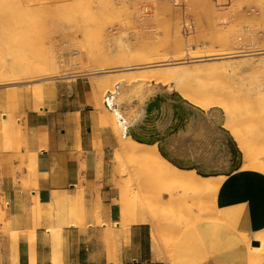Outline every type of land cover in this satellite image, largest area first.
<instances>
[{"label": "rangeland", "instance_id": "374dc122", "mask_svg": "<svg viewBox=\"0 0 264 264\" xmlns=\"http://www.w3.org/2000/svg\"><path fill=\"white\" fill-rule=\"evenodd\" d=\"M186 23L189 24L188 29H186ZM79 27L99 29L103 33L105 43L101 44V47L107 58L95 64L93 68H105L104 72L110 73L92 76L89 73L90 67L73 56V51H80L88 53L91 57L90 51L82 47L83 37L78 31ZM102 27H105V31ZM70 30L78 32L76 44L66 45L61 41L55 42L53 44L54 66L50 68L39 66L40 53L47 47L52 36L61 35ZM214 35L226 37L227 40L223 44L212 47L210 42ZM177 44L185 50L191 48L193 52L209 49L233 52L238 48L246 53L264 52L262 0H0V71H3V74L0 73V89L7 91L10 101L8 121L3 122L4 135L9 139L22 138V128L17 125L16 115L18 94L19 97L33 95L37 104L43 108L42 116L45 117L44 111H48V107L56 101L52 91L55 89L66 91L71 94V100L77 99L82 105L75 112L86 108L85 112L72 116L74 122L83 123L82 137L89 140L88 142H93L92 145H88L89 151L83 156L82 167L93 169L96 180L104 178L103 194L100 192L102 186L99 184L98 191L88 200H86L85 188L81 186L70 199L62 195L53 197L49 211L43 214V227L52 235L57 253H62L63 228L72 223L82 230V235L76 236L82 247L101 243L102 247L109 250L114 241L116 251L123 247L125 230L134 226L131 222L122 220L120 204L122 197H127L130 201L135 199L133 182L129 176L121 178L115 173L113 159L117 140L109 129L102 127L100 110L89 105L94 78L109 76L114 80L133 73L151 71L152 69L124 72L122 68L125 65H132L135 68L138 61L147 58H172L171 56L176 53ZM142 46L149 52L148 56L139 54L138 49ZM120 50L127 52L126 55L120 54ZM240 59L235 58L230 61ZM255 60L257 61L255 75H250L252 70L240 71L241 75L238 77L245 75V81L260 85L264 83V54L257 55ZM22 70L25 71L22 72ZM19 77L22 78L21 81L12 82ZM213 79L207 75L199 83L210 88L224 85V82ZM154 82L155 80L148 79L139 82L112 81V86L115 85L117 92L115 95H105L106 108L118 113V120L125 123L126 135H131L130 131H138V124L155 128L157 132L167 136L166 142L158 143L159 147L164 146L167 152L179 159L193 158L191 155L186 156L184 150L194 148L193 138L202 137L201 130L207 133V129L212 127V124L207 123L204 124L207 125V129L201 128L211 112L200 113L189 105L183 104L188 109L187 119L181 122L178 115L176 117L170 115L169 119H166L165 104L175 100L178 102L180 95L174 84H171L172 88L168 90L162 84ZM236 83L239 81H234L235 87H237ZM44 91L49 92L47 101L44 99ZM114 99H122V104L113 102ZM156 101L160 103L159 110L149 107L150 103ZM203 118L205 121H201ZM225 122L226 118L221 115L219 126H224ZM11 124L18 129L16 130L18 134L15 133V136L10 133ZM78 135L81 140L80 133ZM219 136L217 131L215 137L209 140H221ZM178 138L186 140L183 148H176L179 144ZM225 140H231V138H225ZM251 144L256 145L262 152L259 140H251ZM233 145L238 149L237 143ZM106 147L109 150L106 157L107 164L104 167L103 156ZM92 149L93 152H91ZM200 149L203 153L200 163L211 165L208 168L214 169V171H208L211 175L209 177H220L234 169H240L242 173L249 172L241 170L244 164L242 154L236 158L240 161L239 164L232 163L229 167H216L210 162L213 153L217 151L215 143L211 142L206 148ZM222 154L219 155L220 158ZM34 168V165H30L31 174ZM251 172L264 176L261 172ZM82 181L90 185L88 178H83ZM120 181H123V187L114 198L115 183ZM98 198H101V207L97 203ZM205 211H207V217L202 219L198 216L193 223L212 219L215 207L207 206ZM88 223L93 225L89 227ZM188 224H190L188 221L171 223L163 219V222L159 224L162 247L170 248L178 233L191 226ZM90 228H93L92 232ZM92 248L90 251H94ZM85 250L84 252H87V248Z\"/></svg>", "mask_w": 264, "mask_h": 264}, {"label": "crops", "instance_id": "0c3cea01", "mask_svg": "<svg viewBox=\"0 0 264 264\" xmlns=\"http://www.w3.org/2000/svg\"><path fill=\"white\" fill-rule=\"evenodd\" d=\"M48 93L44 91L45 100ZM52 95L56 101L44 111L47 127L42 130L43 108L33 95L18 94L16 115L22 138L9 139L3 122L8 121L10 101L7 91L0 89V264H264V176L240 169L230 172L220 185L212 219L193 223L168 249L160 243L155 250L151 224L127 228L121 250L116 251L114 241L109 250L101 243L82 247L76 238L82 230L72 223L63 228L62 253H57L52 235L43 227V214L53 197L70 199L81 186L88 200L99 184L103 194L105 183L104 178L96 180L93 169L82 167L88 145L93 144L82 137L83 123L72 118L82 105L66 91L55 89ZM108 150L104 149V167ZM30 165L35 166L32 174ZM13 233L19 234L17 246L12 243ZM254 242L261 243L258 255Z\"/></svg>", "mask_w": 264, "mask_h": 264}, {"label": "bare ground", "instance_id": "6f19581e", "mask_svg": "<svg viewBox=\"0 0 264 264\" xmlns=\"http://www.w3.org/2000/svg\"><path fill=\"white\" fill-rule=\"evenodd\" d=\"M262 3L264 5V0ZM108 20H111L110 15ZM102 28L105 31V27ZM78 31L83 37L82 47L91 53V57L86 52L84 54L85 62L90 67V75L110 73L104 72L105 68H93L95 64L107 58L101 47V44L105 43L103 33L99 29L83 27H79ZM163 36L167 37V35ZM77 40L78 32L73 30L65 31L61 35L54 34L47 47L43 48L40 53L39 66L46 68L54 66L53 44L55 42L61 41L66 45H74ZM226 40V37L214 35L210 43L214 47L217 44L225 43ZM138 52L145 56L149 55L144 46L139 48ZM175 52L171 56L172 58H147L138 61L135 68L132 65H125L122 68L124 72L152 69L151 71L140 74L133 73L117 77L114 80L109 76L95 77L90 94L89 105L100 110L102 127L109 129L117 140L113 159L115 173L121 178L129 176L135 189L133 201L127 197L121 199L122 220L129 221L134 225L153 223L155 250L160 248V222H163V219L171 223L188 221L190 223L188 225H192L193 220L198 219V216L205 219L207 217L205 209L211 205L216 208L219 187L229 177V174L208 177L203 169L195 168L193 164H173L162 155L158 143L144 144L135 140L131 135H126L125 123L118 120V113L108 110L105 106V95H115L117 92L115 85L112 86V81L120 83L124 80L128 82L155 80V84H162L168 90H171V84H174L183 103L200 113L211 112L201 128L207 129V125H204L207 123L212 124V127L207 129V133L202 129L203 136L193 138L194 148L184 150V154L193 156L195 160L197 158L201 160L203 153L200 148L204 149L209 143L214 142L217 151L213 153L212 160H210L213 166L229 167L234 162V158L241 153L244 160L241 170L264 174V83L251 84L247 80L245 81V75L238 77L241 75L240 71L252 70L250 75H255L257 62L255 57L264 54V52L246 53L239 48L233 52L213 49L193 52L191 48L185 50L180 44L175 46ZM119 53L126 55L127 52L120 50ZM235 58L241 59L230 61ZM0 73L3 74V71ZM207 75L214 78L213 80L224 82V85L210 88L205 84H200L199 81ZM21 80L22 78L19 77L12 82L16 83ZM43 80L46 81V79ZM236 80L239 81L236 83L237 87L234 86ZM122 101V99L113 100L117 104H122ZM164 109L167 111L166 119H169L170 115L176 117L178 114H183L187 119L188 109L176 100L165 104ZM190 112L192 111L190 110ZM221 115L226 118L222 127L219 126ZM126 119L129 122V119ZM201 121H205V119L203 118ZM46 127L47 120L43 116L40 120V128L43 130ZM10 130L11 135L15 136L18 129L12 125ZM153 131L156 132L157 129L153 128ZM217 131L221 140H209V138L215 137ZM229 137L231 140H225ZM177 140L179 144L177 147L174 144L175 147L183 148L186 140L180 138ZM251 140L261 142L262 152L256 145L251 144ZM235 143H237L238 149L234 147ZM221 154L222 158L219 157ZM122 183L123 181L115 183L114 198H116V193L122 189ZM97 203L101 207V198H98ZM185 230L178 233L172 241V246ZM18 235V233L11 235L12 243L15 246L18 244ZM261 257L264 258V239Z\"/></svg>", "mask_w": 264, "mask_h": 264}, {"label": "water", "instance_id": "95a60500", "mask_svg": "<svg viewBox=\"0 0 264 264\" xmlns=\"http://www.w3.org/2000/svg\"><path fill=\"white\" fill-rule=\"evenodd\" d=\"M177 101L179 102L180 101V103L183 105V104H185V103H183V101L180 99V97H178V99H177ZM149 107H151V108H156L157 110H159V108H160V103H159V101H156V102H153V103H150L149 104ZM191 108V107H190ZM179 120L181 121V122H183V120H185V116L184 115H181V116H179ZM137 128L139 129V135H138V133H136V132H133V138L135 139V140H137L138 142H141V143H144V144H156V143H150V142H148L146 139H145V137L143 136V135H140V133L141 134H143V133H147V134H152V133H157V134H161L160 132H154L153 131V128H151V127H146V126H143V124H138L137 125ZM167 140H165V142H166ZM159 150L161 151V153H162V155L165 157V158H167L170 162H172L173 164H179V165H181V164H186V165H191V164H193L194 165V167L195 168H199L196 164H195V162H197L195 159H193V158H188V159H179V158H177V157H173V155L171 154V153H169V152H167V151H162V149L159 147ZM241 154V153H240ZM201 169H203L204 171H205V173H206V175L209 177V176H211V175H209V173H207V170L206 169H204V168H201ZM253 248L255 249L254 251V253H255V255H258L259 254V249L261 248V243L260 242H254L253 244Z\"/></svg>", "mask_w": 264, "mask_h": 264}, {"label": "flooded vegetation", "instance_id": "af4514ba", "mask_svg": "<svg viewBox=\"0 0 264 264\" xmlns=\"http://www.w3.org/2000/svg\"><path fill=\"white\" fill-rule=\"evenodd\" d=\"M181 115H183V114H178V118H179V116H181ZM174 130H176V128L174 129ZM131 132V135L133 134V132H136V133H138V135H139V129H138V131H130ZM171 132V131H170ZM169 134V133H168ZM140 135H143L144 137H145V139L148 141V142H150V143H161L162 141H164L165 142V140H167L166 138H167V136H163L162 134H157V133H152V134H147V133H143V134H141L140 133ZM132 137H133V135H132ZM160 148L162 149V151H166L165 149H164V146H160ZM236 158L237 157H235L234 158V165H237V164H239V160H236ZM196 161L197 162H195V164L199 167V168H204V169H206L207 170V173H208V171H214V169L213 168H211V169H209L208 167L209 166H211V165H207V164H203V162L202 163H200V159H196ZM213 166V165H212ZM234 170H237V169H234ZM234 170H231V172L232 171H234Z\"/></svg>", "mask_w": 264, "mask_h": 264}, {"label": "built area", "instance_id": "2783aa9c", "mask_svg": "<svg viewBox=\"0 0 264 264\" xmlns=\"http://www.w3.org/2000/svg\"><path fill=\"white\" fill-rule=\"evenodd\" d=\"M185 26L188 27L189 24L186 23ZM72 54H73V56H74L75 58H79V59H81L84 63H86V62H85L86 59H85V57H84V56H85V55H84L85 53L80 52V51H73ZM85 111H86V108H81V109H80V113H83V112H85Z\"/></svg>", "mask_w": 264, "mask_h": 264}]
</instances>
